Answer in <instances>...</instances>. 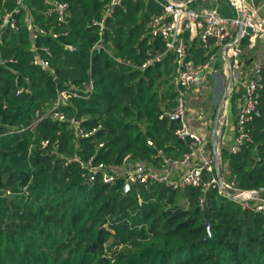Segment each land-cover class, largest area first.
Masks as SVG:
<instances>
[{"label": "trees", "instance_id": "obj_1", "mask_svg": "<svg viewBox=\"0 0 264 264\" xmlns=\"http://www.w3.org/2000/svg\"><path fill=\"white\" fill-rule=\"evenodd\" d=\"M67 1L69 21L60 23L54 6L44 0H22L16 13L19 29L6 27L0 44L5 60L0 63V264H264V210L244 208L217 188H174L153 182L132 184L125 190L122 179L90 181L77 162H67L66 156L78 153L96 154L117 164L133 150L157 156L162 165L164 157L157 155L158 148L177 157L190 142L176 134L179 119L157 100L151 109L138 110L155 121L144 131L128 133L134 123L126 121V116L136 111L130 101L151 104L160 91H169L176 101L174 54L165 52V39L153 36L149 29L152 16L163 10L166 0H124L115 6L118 13L126 14L128 8L141 16L127 30L126 40L119 24L125 20L116 22L113 38L119 60L106 47L92 49L109 34L106 28L101 37L93 22L101 16L103 0ZM3 5L11 11L19 3L0 0ZM218 8L224 15L236 14L228 0H221ZM144 23H148L147 35L132 42L136 29L145 32ZM34 24L68 31L59 38L47 34L36 39L53 47L57 77L32 62ZM66 42L78 48L69 50ZM253 50L244 40L243 55L250 52L255 58ZM160 53L159 60L142 65ZM189 55L204 60L207 49L194 39ZM70 78L81 86L94 80L89 97L74 98L63 107L69 116L81 117L86 128L98 126L87 137H76L68 120L47 112L58 89L67 86ZM154 81L158 88L147 97L144 91L150 92ZM262 84L261 115L249 125L254 141L237 152L229 149L224 166L237 186L259 189L264 195V68ZM21 87L25 90L19 93ZM163 135L170 137V143L161 141ZM44 139L49 141L45 147ZM112 153L115 158L111 159ZM203 195L206 200L201 205Z\"/></svg>", "mask_w": 264, "mask_h": 264}, {"label": "built area", "instance_id": "obj_2", "mask_svg": "<svg viewBox=\"0 0 264 264\" xmlns=\"http://www.w3.org/2000/svg\"><path fill=\"white\" fill-rule=\"evenodd\" d=\"M54 6L58 22L69 21V2L67 0H44ZM124 0H111L110 5L122 4ZM159 1V0H158ZM215 1V3H213ZM234 7L236 14L224 15L217 7L218 1L210 3L203 2L199 5L191 4V0H166L163 2V10L152 16L149 23L150 32L153 36H161L166 41V51L174 54L175 62V85L177 88L175 108L168 112L174 118L179 119L176 134L182 139H190L187 149L177 157L165 154L162 148H158L159 156L164 157L160 168H155L145 162L135 161L130 153L123 156L120 163H109L98 159L96 154L83 157L75 154L67 158V162H77L82 169V175L90 181L100 179L103 182L115 183L119 179L126 183L149 184L153 182L172 185L174 188H182L186 185L203 187L205 190L217 188L220 193L231 196L244 208L264 210V196L254 193L255 189H246L237 186L233 179L227 177V167L223 169L217 162L215 152L209 146V140L205 133L194 129L187 117V92L206 73L217 71V58L221 57L224 62L231 63L232 73L228 92L243 90L241 104L239 105L238 116L235 125V135L231 144L232 151H240L243 145L253 142V134L250 123L261 115L260 89L263 87L264 64L257 62L254 65L246 66L243 63V41L248 39L251 46L257 39L264 37V13L261 12V5L257 0H228ZM19 5L5 13L0 26V44L3 41V33L6 27L19 29L16 13L20 11L22 0ZM264 6V0H262ZM106 19H95L93 22L99 27V34L102 37L105 31ZM62 33L54 27L39 26L34 24L32 28V62L46 68L57 77L56 67L51 57L54 55L53 47L48 44H38L36 39L40 35H52L59 38ZM197 39L207 49V57L204 60L196 61L190 57L191 41ZM65 47L69 50H76L77 45L66 42ZM103 47L102 39H99L94 48ZM162 53L157 54L154 59H147L143 66L152 64L159 60ZM5 62L1 58L0 63ZM95 89L94 80L91 79L85 86L75 82H68V85L58 89V93L52 104L47 106L49 115L59 120H68L76 137L90 136L97 127L87 129L82 118L76 115L69 116L63 109L64 106L73 103L74 98L89 97ZM25 90V87L18 89V92ZM222 105V104H221ZM49 141L44 139L42 146H47ZM148 143L157 147L152 138ZM104 145V142L100 143ZM27 191V186H24ZM11 193V189H7ZM206 196L200 197L201 205H204Z\"/></svg>", "mask_w": 264, "mask_h": 264}, {"label": "rangeland", "instance_id": "obj_3", "mask_svg": "<svg viewBox=\"0 0 264 264\" xmlns=\"http://www.w3.org/2000/svg\"><path fill=\"white\" fill-rule=\"evenodd\" d=\"M110 1L111 0H103V3L100 6L101 16L96 17L95 19H98V20L103 19V18L106 19L105 29L106 28L108 29L109 34L105 38V42H104V40H102V44H103V47H106V49L108 51H112L114 56L119 60V59H121V54H118V55L115 54L117 52V48H116V44H115V41L113 38L114 30L117 28L116 22L120 19L125 20L124 22L119 23V24L121 25L122 32L125 33L123 36H124V40H126L128 38V34H126V33H128L127 30H129L131 27H134L136 25L137 21L141 20V16H139L138 14H136L134 12H131V10L128 8H126V10H125L126 14L125 13H118L115 10L116 7L110 5ZM220 2H221V0H220ZM220 2H219V4H217V7H219ZM118 5H122V4H118ZM7 12L8 11L5 10L4 5L2 7H0V16L1 17ZM108 17L112 18L111 22H108V20H107ZM93 20H94V18H93ZM142 22H144V21H142ZM144 25L146 27L145 32H143V31L140 32L138 29H136L137 31L135 32L134 39H132V42L134 40H136L135 43H137L138 40H140L142 37L147 35L148 23H146V24L144 23L142 25V27ZM24 36L26 37L25 34H24ZM92 49H93V47H92ZM253 52L255 54V58L250 57V55H251L250 52L244 53V55L242 57V61L244 64L254 65L255 63L258 62V59H261L262 56H261V49H260L259 45L253 50ZM156 55L157 54H154V55L148 57V59H154ZM76 72H79V70H77ZM205 79H206L205 82H202L199 84L196 82L192 86L194 88H197L195 92H192L189 90L187 92V97H186L187 98V117L189 119L191 126L194 129L201 131L207 135L210 143H211V139H212V135H213V129L215 130L214 131L215 137H219L220 142H222L223 148L221 149V152L223 153V158H224L225 153L229 149H231L230 147H231L232 141H231V139L225 138V135H228V131H227L228 125L227 124H224L222 126V132L221 133H217L216 122H215L214 117L216 115V112L219 111V109H220L223 94L225 93V91H228L227 90L228 89L227 84H228L229 77H227L226 74L220 75L217 73L208 72L205 76ZM72 81H73L72 78L67 80V82H72ZM156 88H158V85H157V82L154 81L152 90L150 92L144 91V95H147V97H148L151 94V92ZM134 89L138 90L139 88L136 85V86H134ZM237 89L238 90H235L234 93L241 92V94H242V88L237 87ZM126 95L128 96L129 94H126ZM163 96L165 97L164 99H163ZM129 97H130V95H129ZM160 99H162V100L160 101ZM156 100L161 103L162 107H164L168 110H173L175 108V105H176L175 98L174 97L171 98L169 96V91L165 92L164 94L160 91L159 94L157 95V97H153V102L151 104L140 103L138 101H130L131 103L136 105L135 106L136 111L131 116H126V121H130V122L134 123V124H131L132 126H129L128 133L135 134L139 129L144 131L146 125L153 123L155 121L153 119L154 116L148 117L146 115L145 116L139 115L138 110L140 109V107H146L147 110L151 109L154 106V102ZM153 115H155L154 112H153ZM95 127L98 128V126H95ZM95 127H93V128H95ZM93 128H87V129L92 130ZM147 135H150V134H147ZM124 141H125V138H123V140L120 141L119 145H121L122 142L124 143ZM161 141L165 144V142L170 143L171 139L169 136L163 135V139H161ZM172 141L174 142V140H172ZM101 142H104V140H102ZM117 147H119V146H117V145L114 146V149L116 150ZM115 150H113V151H115ZM128 151H129L128 153L131 154V157L135 161L145 162L148 165L155 167V168L162 166L161 164H159V161L156 159L157 156H143L140 154H136V152L133 153V150H128ZM113 154L114 153H112V155L110 156L111 159L115 158L114 157L115 155H113ZM62 155L65 156V154H62ZM116 155H118V154H116ZM69 157L70 156H66V159ZM223 166H224V164H223ZM260 195L264 196L263 194H260Z\"/></svg>", "mask_w": 264, "mask_h": 264}, {"label": "crops", "instance_id": "obj_4", "mask_svg": "<svg viewBox=\"0 0 264 264\" xmlns=\"http://www.w3.org/2000/svg\"><path fill=\"white\" fill-rule=\"evenodd\" d=\"M211 1L212 0H191V4L197 6L203 2L210 3ZM217 1L219 4L220 0H217ZM213 3H215V1H213ZM257 4L262 6L261 12L264 13V6L262 5V0H257ZM246 40H248V39H246ZM258 45L261 49V56H262L261 57L262 60L258 59V62H261L264 64V37L257 39L256 43L252 46H251L250 41H249V48H251V49H255ZM210 73H217L220 75L226 74L227 77H229L228 84H227V87H229V84L231 81V73H232L231 63H226L223 61V59H221V57H218L217 58V71L210 72ZM206 74L197 82L198 84L206 81V79H205ZM196 89L197 88L191 87V89L189 91L195 92ZM241 100H242V97L240 94L237 95V92L234 93L232 91V93H231V92L225 91V93L223 94V98L221 100L222 105H220V109H219V111L216 112V115L214 117L215 122H216L217 133H221L222 132V126L224 124H227L228 125V127H227L228 135H225V138L231 139L232 142H233V138L235 135V125H236V120H237L238 110H239V105L241 104ZM214 131L215 130L213 129V135H212L211 143L208 141L209 142L208 144L213 149V151L215 152L217 162H219V165L223 169V167H224L223 164H225V161L223 158V153L221 152V149L223 148L222 142H220L219 137H215ZM160 167H157V168H160Z\"/></svg>", "mask_w": 264, "mask_h": 264}, {"label": "water", "instance_id": "obj_5", "mask_svg": "<svg viewBox=\"0 0 264 264\" xmlns=\"http://www.w3.org/2000/svg\"><path fill=\"white\" fill-rule=\"evenodd\" d=\"M58 80H59V78H58ZM60 81V80H59ZM179 118V117H178ZM130 183H126L125 184V186H124V189L125 190H127V189H129L130 188ZM254 193H258L259 192V189H255L254 191H253ZM210 224V223H209Z\"/></svg>", "mask_w": 264, "mask_h": 264}]
</instances>
